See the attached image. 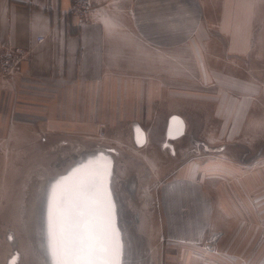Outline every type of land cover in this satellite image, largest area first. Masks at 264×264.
I'll return each instance as SVG.
<instances>
[{
  "label": "crops",
  "instance_id": "crops-1",
  "mask_svg": "<svg viewBox=\"0 0 264 264\" xmlns=\"http://www.w3.org/2000/svg\"><path fill=\"white\" fill-rule=\"evenodd\" d=\"M93 2L86 22L74 25L65 16L71 0H0V47L30 50L14 75L0 80L1 158L7 153L14 162L19 154L10 148L32 147V132L48 133L43 141L53 132H84L95 123L93 113H107L112 131L129 123L144 140L141 127L157 131L163 119L178 138L181 160L160 191L164 235L193 243L226 239L205 264H227L246 238L230 234L221 220L226 212L234 223V212L218 205L198 165L203 155L185 137L192 130L200 146L225 150L245 140L248 116L261 124L264 0ZM242 264H264V255L247 253Z\"/></svg>",
  "mask_w": 264,
  "mask_h": 264
},
{
  "label": "rangeland",
  "instance_id": "rangeland-1",
  "mask_svg": "<svg viewBox=\"0 0 264 264\" xmlns=\"http://www.w3.org/2000/svg\"><path fill=\"white\" fill-rule=\"evenodd\" d=\"M93 114L88 118L95 123L84 132H53L46 141L41 139L48 133L32 132V147L9 149L19 154L14 162L8 159L6 150V162L0 156V264H57L55 248L62 228L61 216L68 201L79 199L75 192L88 178L75 170L90 162L89 176L97 171L95 163L111 168L96 216L101 222L106 219L110 201L111 228L116 235L112 242L119 253L118 264H205L210 261L209 253L220 255L227 246L226 239L211 246L209 236L193 243L164 235L160 191L164 180L181 162L175 156L178 138L169 134L167 123L161 119L157 131L144 124V140L143 133L134 132L129 123L122 122L117 131H112L107 113ZM250 118L244 125L245 140L230 144L233 147L229 149L200 146L203 143L192 138V130L185 137L197 147L193 152L203 155L198 161L204 163L198 165L203 167L206 180L213 183L211 189L218 205L234 212V218H230L234 223L226 212L220 213L221 220L231 225L230 234L238 231L246 238L235 243L227 264L247 262V253L253 251L264 255V115L257 114L260 125H253ZM243 170L255 180L244 179ZM72 176V184L66 185L70 190L66 202L59 200L65 206L61 209L54 196L62 186L58 187V182ZM237 245L243 259L238 257Z\"/></svg>",
  "mask_w": 264,
  "mask_h": 264
},
{
  "label": "snow or ice",
  "instance_id": "snow-or-ice-1",
  "mask_svg": "<svg viewBox=\"0 0 264 264\" xmlns=\"http://www.w3.org/2000/svg\"><path fill=\"white\" fill-rule=\"evenodd\" d=\"M89 165L76 169L88 177L80 186L81 196L68 201L62 219L59 241L55 248L57 264H118V251L113 245L115 237L111 228V205L109 202L106 219L101 222L96 216L97 206L102 201L105 173L96 171L88 175ZM63 181L58 182V187ZM58 201V207L60 205ZM51 248V244H50Z\"/></svg>",
  "mask_w": 264,
  "mask_h": 264
},
{
  "label": "built area",
  "instance_id": "built-area-1",
  "mask_svg": "<svg viewBox=\"0 0 264 264\" xmlns=\"http://www.w3.org/2000/svg\"><path fill=\"white\" fill-rule=\"evenodd\" d=\"M94 8L93 0H71L70 8L65 16L69 17L74 25H81L86 22ZM38 39L42 41L45 36H39ZM29 56L30 50L22 46L0 47V80L12 77L20 64Z\"/></svg>",
  "mask_w": 264,
  "mask_h": 264
},
{
  "label": "bare ground",
  "instance_id": "bare-ground-1",
  "mask_svg": "<svg viewBox=\"0 0 264 264\" xmlns=\"http://www.w3.org/2000/svg\"><path fill=\"white\" fill-rule=\"evenodd\" d=\"M101 152V151H100ZM105 152V151H104ZM100 155V154H99ZM99 162H100V160H98ZM91 164H93L92 162H91ZM95 166H94V168H97V171H99V172H101V173H105V170H106V174L104 175V179H103V188L105 187V186H107L109 183H108V180H109V176H110V174H111V168H110V165H107V164H105V163H103V164H101V163H95L94 164ZM92 167H93V165H92ZM74 178H75V176H72L70 179H67V180H65L63 183H62V186H61V188H60V190H57L56 191V193H55V200L58 202L59 200L61 201H64V202H66V196H69V192H70V190H69V186H66V185H69L70 183L72 184V182H73V180H74ZM86 179H88V178H86ZM82 182V181H81ZM57 184V183H56ZM81 184V183H80ZM77 186V185H76ZM71 187V186H70ZM66 188H68V190H64V189H66ZM75 189V188H74ZM63 190L64 191H66V193H63ZM72 191V190H71ZM104 191H102V193H103ZM76 194H77V196L80 198V196H81V193H80V191L79 190H76V192H75ZM111 193V192H110ZM65 194V195H64ZM64 196V197H63ZM63 198V199H62ZM68 198V197H67ZM73 198V197H72ZM71 199V198H70ZM68 201V200H67ZM108 202H110V201H108ZM63 203V202H62ZM107 203V202H106ZM111 205V204H110ZM60 206V208L62 209V206H63V208H65V206L62 204H60L59 205ZM113 206H114V203H113ZM98 207V206H97ZM112 208V207H111ZM98 209V208H97ZM114 209V208H113ZM105 210H106V208H105ZM104 210V211H105ZM114 212V211H113ZM61 218L63 219V215L61 216ZM115 218V217H114ZM115 221V220H114ZM115 230V229H114ZM119 236V235H118ZM115 237H116V235H115ZM119 243V242H118ZM209 243H210V245L211 246H214L215 245V243H216V239H214L213 241H212V238L210 239V241H209ZM119 245V244H118ZM119 256V255H118Z\"/></svg>",
  "mask_w": 264,
  "mask_h": 264
}]
</instances>
